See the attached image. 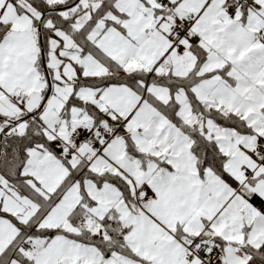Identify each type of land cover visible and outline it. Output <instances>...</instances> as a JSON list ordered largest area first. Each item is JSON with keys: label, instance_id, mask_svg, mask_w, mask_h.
Returning a JSON list of instances; mask_svg holds the SVG:
<instances>
[{"label": "snow or ice", "instance_id": "6c2138e0", "mask_svg": "<svg viewBox=\"0 0 264 264\" xmlns=\"http://www.w3.org/2000/svg\"><path fill=\"white\" fill-rule=\"evenodd\" d=\"M0 264H264V0H0Z\"/></svg>", "mask_w": 264, "mask_h": 264}]
</instances>
